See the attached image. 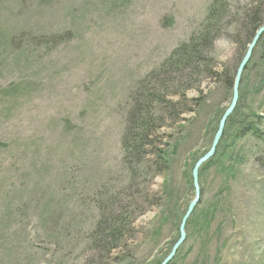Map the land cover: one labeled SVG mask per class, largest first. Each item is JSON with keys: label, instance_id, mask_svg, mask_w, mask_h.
<instances>
[{"label": "rangeland", "instance_id": "374dc122", "mask_svg": "<svg viewBox=\"0 0 264 264\" xmlns=\"http://www.w3.org/2000/svg\"><path fill=\"white\" fill-rule=\"evenodd\" d=\"M213 1L0 0V264H156L167 255L193 198L192 165L231 98L225 79L251 21L264 24V0H221L212 43L185 65L163 66ZM133 105L150 131L125 156ZM230 118L199 169L200 198L168 264H264L256 46ZM115 218L119 233L104 239L98 222Z\"/></svg>", "mask_w": 264, "mask_h": 264}, {"label": "trees", "instance_id": "16d2710c", "mask_svg": "<svg viewBox=\"0 0 264 264\" xmlns=\"http://www.w3.org/2000/svg\"><path fill=\"white\" fill-rule=\"evenodd\" d=\"M219 3H221V0H214L213 1V3L211 4V7L209 8L210 10L208 11L206 21L203 24V26L201 27L200 31L198 33L192 35L191 38L187 42L181 43L179 46H177L171 52V55L169 56V58L166 59V61L163 63V66H175V67H177V66L185 65L188 61L193 60V59H195V57L201 55L200 45H202V43H208V42H209V44L212 43L213 38L215 36V29L218 27L219 18H221L220 14H219V9L217 8ZM251 22H252V28H253V34H254V32L260 26V24L256 19H253ZM253 34H252V36H253ZM257 47L260 50V55L264 61V35H262L259 38L257 45H256V48ZM234 75H235V73L232 76L227 77L225 79V85L229 89H232ZM145 115H148V113H146ZM230 116L227 119V121L230 119V121L232 122L233 120L230 118ZM219 118H218V120H219ZM131 119L132 120L135 119L136 125H134V124L132 125V123H130L126 127L125 132L122 136V147H123L125 156H127V154L129 155L130 153H135V151L137 150V147L143 145L142 143H140L143 139H145L143 137H147L149 135V131H150L149 120L147 121L146 118L142 116V113H141L140 109L137 107V105H133V111L131 113ZM218 120H217V123H218ZM136 129L140 130V132L138 134H136L137 132H135V131H137ZM249 129L251 130L253 128L247 127V125L244 127H240L238 129L237 136L243 137L246 133H248L247 131ZM215 130H216V127L214 129V132H215ZM250 133H252L251 134L252 136L258 137V135L256 134V130H252V131H250ZM223 135H224V131H223ZM223 135H222V137H223ZM138 136H140V137H138ZM141 136H143V137L141 138ZM222 137H221V139H222ZM221 139H220V141H221ZM135 140L137 142H139L140 144L139 143H138V145L134 144ZM124 158L126 159V157H124ZM195 161H194V163H195ZM190 178H191V174H190ZM182 216H181V218H182ZM181 218L179 219V223H180ZM119 223H120L119 218L113 219L112 223L110 221L108 222V221H104L102 219V222H98V228H97L98 231L97 232H102V237L104 239H106L107 236L112 235V232L119 230V229H117L119 226ZM186 226H187V222L185 225V230H186ZM118 233H119V231H118ZM177 234H178V228H177ZM162 259L157 261L156 264H160Z\"/></svg>", "mask_w": 264, "mask_h": 264}, {"label": "water", "instance_id": "95a60500", "mask_svg": "<svg viewBox=\"0 0 264 264\" xmlns=\"http://www.w3.org/2000/svg\"><path fill=\"white\" fill-rule=\"evenodd\" d=\"M264 33V24L259 26L251 41L249 42V44L246 47V50L244 52V55L242 57V59L240 60L236 71H235V75H234V79H233V84H232V89H231V98L229 101V104L227 105V107L225 108V110L223 111V113L221 114L218 123H217V127L216 130L213 134L212 140H211V144L209 149L201 156L199 157L195 163L192 166L191 169V179H192V186H193V198L189 201L186 210L180 220L179 226H178V237L175 240V242L173 243V245L170 248V251L168 252V254L162 259V261L160 262V264H168L175 256L178 248L181 246V244L184 242L185 238H186V230H185V225L186 222L188 220V218L190 217V215L192 214L196 204L199 201L200 198V188H199V183H198V174H199V169L202 166V164H204L205 162H207L215 153L217 146L220 142V139L223 135V131H224V127L226 124L227 119L229 118V116L233 113L237 102H238V98H239V84H240V80L242 77V73L252 55V52L259 40V38L261 37V35Z\"/></svg>", "mask_w": 264, "mask_h": 264}]
</instances>
